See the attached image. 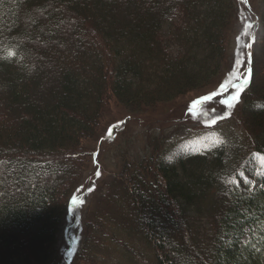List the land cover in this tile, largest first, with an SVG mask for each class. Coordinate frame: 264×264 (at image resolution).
Returning a JSON list of instances; mask_svg holds the SVG:
<instances>
[{
    "label": "trees",
    "instance_id": "16d2710c",
    "mask_svg": "<svg viewBox=\"0 0 264 264\" xmlns=\"http://www.w3.org/2000/svg\"><path fill=\"white\" fill-rule=\"evenodd\" d=\"M259 3L240 131L207 148L125 154L86 214L78 260L264 264ZM236 14L235 0H0V264H61L85 144L107 107L141 117L210 86L225 71Z\"/></svg>",
    "mask_w": 264,
    "mask_h": 264
},
{
    "label": "rangeland",
    "instance_id": "374dc122",
    "mask_svg": "<svg viewBox=\"0 0 264 264\" xmlns=\"http://www.w3.org/2000/svg\"><path fill=\"white\" fill-rule=\"evenodd\" d=\"M235 5L236 18L227 31L225 71L210 86L141 117L131 115L116 103L111 102L107 107L98 136L85 144L90 159L83 165L81 182L74 190L70 212L58 238L62 264H85L78 260V253L85 236L86 214L96 206L99 195L95 197V194L99 188L105 190L117 176L125 154L128 159L142 158L160 143L162 150L166 146L170 153L207 148L227 132L240 131L234 125V118L250 78L248 44L254 37L260 3L259 0H235ZM173 26L169 24L167 29ZM261 69L263 72L264 67ZM261 75L259 81L264 79ZM259 184L255 181L252 191ZM9 189L12 190L11 185ZM247 232L246 243L251 241L250 234L256 233L248 229Z\"/></svg>",
    "mask_w": 264,
    "mask_h": 264
},
{
    "label": "snow or ice",
    "instance_id": "6c2138e0",
    "mask_svg": "<svg viewBox=\"0 0 264 264\" xmlns=\"http://www.w3.org/2000/svg\"><path fill=\"white\" fill-rule=\"evenodd\" d=\"M235 99V98H234Z\"/></svg>",
    "mask_w": 264,
    "mask_h": 264
}]
</instances>
